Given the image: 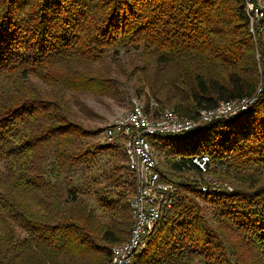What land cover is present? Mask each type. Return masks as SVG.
Returning <instances> with one entry per match:
<instances>
[{
	"label": "trees",
	"instance_id": "16d2710c",
	"mask_svg": "<svg viewBox=\"0 0 264 264\" xmlns=\"http://www.w3.org/2000/svg\"><path fill=\"white\" fill-rule=\"evenodd\" d=\"M248 28L243 0H0V264H110L126 240L134 177L123 148L94 141L99 130L30 79L115 95L97 64L120 50L140 52L139 89L185 117L260 89L235 116L152 138L170 172L187 178L188 157L207 154L234 190L178 182L191 194L132 264H264V29L254 42ZM120 152L125 164L95 172Z\"/></svg>",
	"mask_w": 264,
	"mask_h": 264
},
{
	"label": "built area",
	"instance_id": "2783aa9c",
	"mask_svg": "<svg viewBox=\"0 0 264 264\" xmlns=\"http://www.w3.org/2000/svg\"><path fill=\"white\" fill-rule=\"evenodd\" d=\"M243 2L248 30L256 41L258 34H262L264 29V0ZM259 91L258 88L256 94ZM255 95L219 102L212 109L200 110L194 117L180 116L172 109H164L160 116L149 117L143 112L139 102L133 100L129 111L104 125L102 135L105 142L121 145L126 155L128 170L134 177V193L130 200V232L124 242L112 248L113 264H132L136 254L147 244L150 232L162 216L178 205L186 195L191 194L178 182L164 179L159 171L157 155L149 136L177 137L214 120L235 116L255 101ZM187 162L188 170L198 173L195 179H191V188L194 191L211 194L233 191L232 187L222 185L219 181L209 179L204 182L200 179L199 176L212 165L207 154L191 155Z\"/></svg>",
	"mask_w": 264,
	"mask_h": 264
},
{
	"label": "rangeland",
	"instance_id": "374dc122",
	"mask_svg": "<svg viewBox=\"0 0 264 264\" xmlns=\"http://www.w3.org/2000/svg\"><path fill=\"white\" fill-rule=\"evenodd\" d=\"M139 64L140 52L136 50H129L126 52L120 50L118 54L108 52L103 63L97 64V68L100 71L108 74V76L115 81V95L111 96H96L90 93H73L68 90L61 91L59 87L47 85L36 76H30V79L36 86L39 87L42 93H46L47 95L50 94L51 97L62 96V99L68 107V117L73 121L81 123V125L86 129L97 131L99 130V132L93 138L94 141H101V131L103 130L104 125L115 117L123 115L127 111H129L131 108L130 104L133 100L139 102L143 112L149 117L160 116L164 109H171L168 106L160 107L156 100H154V98L150 95V92L147 88L139 89V84L136 80V75L138 71L137 67L139 66ZM152 138L153 136H149L151 143ZM174 138L180 139V136ZM181 144H184V147L186 148L189 147V143L187 141ZM120 148H122L121 145L117 147V149ZM154 151L157 155L159 171L161 172V174H163L164 179L174 180L176 182H183L186 178L185 176L180 177L179 174L170 172L169 169L166 167L163 152L155 147ZM114 162L125 164L121 152L120 156L117 158H114L113 156L108 154L102 155V157H100L99 165L95 168V172L101 173L103 169H107V167L109 165H112ZM2 166V162L0 161V168H2ZM187 171L188 172L186 174V179H195V177L198 175V173H196V171L194 170ZM224 173V169L221 166L213 164L210 165L209 169H207V171L204 172L203 175L199 174V177L204 182H207L209 179L219 181L222 185L225 184L229 187H232L234 190V186L232 185L230 180V175ZM95 208L100 214V216L104 217V214L102 213L100 208L97 206H95ZM204 209L206 210L207 215H209V209ZM130 226L128 229V234L130 232ZM116 245H113L111 247V250L112 248L116 247ZM110 264H113V260H111Z\"/></svg>",
	"mask_w": 264,
	"mask_h": 264
},
{
	"label": "bare ground",
	"instance_id": "6f19581e",
	"mask_svg": "<svg viewBox=\"0 0 264 264\" xmlns=\"http://www.w3.org/2000/svg\"><path fill=\"white\" fill-rule=\"evenodd\" d=\"M254 41V40H253ZM255 42V41H254ZM229 193H231V192H229Z\"/></svg>",
	"mask_w": 264,
	"mask_h": 264
}]
</instances>
